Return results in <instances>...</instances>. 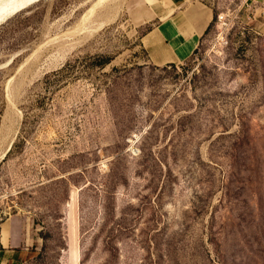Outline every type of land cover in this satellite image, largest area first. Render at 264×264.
I'll list each match as a JSON object with an SVG mask.
<instances>
[{
	"label": "rangeland",
	"instance_id": "obj_1",
	"mask_svg": "<svg viewBox=\"0 0 264 264\" xmlns=\"http://www.w3.org/2000/svg\"><path fill=\"white\" fill-rule=\"evenodd\" d=\"M162 1L1 22L0 264H264V0H177L214 17L159 66L140 38Z\"/></svg>",
	"mask_w": 264,
	"mask_h": 264
},
{
	"label": "crops",
	"instance_id": "obj_2",
	"mask_svg": "<svg viewBox=\"0 0 264 264\" xmlns=\"http://www.w3.org/2000/svg\"><path fill=\"white\" fill-rule=\"evenodd\" d=\"M178 1H173L169 9L174 8L173 14L161 18L156 12V22L144 33L141 44L145 48L150 62L162 66L173 63H180L190 57L200 44L201 38L213 19L214 11L207 6L202 8V15L206 18L193 17L192 11L181 10ZM174 6L178 8L175 9ZM201 15V17H202ZM1 243L4 253L8 248L4 242L3 229L1 231ZM17 255L8 259H2L1 264H16Z\"/></svg>",
	"mask_w": 264,
	"mask_h": 264
},
{
	"label": "bare ground",
	"instance_id": "obj_3",
	"mask_svg": "<svg viewBox=\"0 0 264 264\" xmlns=\"http://www.w3.org/2000/svg\"><path fill=\"white\" fill-rule=\"evenodd\" d=\"M34 0H0V24L11 14L21 9L22 7L28 5ZM149 3H154L156 0H147ZM163 4L167 7V15H171L174 12V8L169 9V5L172 4L169 0L162 1ZM86 18V17H85ZM5 154V153H4ZM3 154V155H4Z\"/></svg>",
	"mask_w": 264,
	"mask_h": 264
},
{
	"label": "trees",
	"instance_id": "obj_4",
	"mask_svg": "<svg viewBox=\"0 0 264 264\" xmlns=\"http://www.w3.org/2000/svg\"><path fill=\"white\" fill-rule=\"evenodd\" d=\"M214 17V16H213ZM209 28H210V25L207 27V29H206V31H205V33L209 30ZM146 33V32H145ZM204 33V34H205ZM144 34V33H143ZM203 34V35H204ZM203 37V36H202ZM141 42V41H140ZM142 45V44H141ZM198 48V47H197ZM145 49V48H144ZM197 50V49H196ZM195 50V51H196ZM146 51V50H145ZM195 51H194V53H195ZM193 53V54H194ZM192 54V55H193ZM148 56V55H147ZM95 58H98V60H97V64L96 65H98L99 67H101V68H104L105 66H107L108 64H109V57L108 56H96ZM189 58V57H188ZM174 64V63H173ZM53 74L54 75H58V74H60V70H58V71H55V72H53ZM46 78L48 79L49 78V75H47L46 76ZM26 119H27V116L25 115V119H24V124H26L27 123V121H26ZM16 145V143H14V145H13V147ZM12 147V148H13ZM12 150V149H11ZM10 150V151H11ZM0 236H1V228H0ZM4 247H3V245H2V243H1V241H0V250H2Z\"/></svg>",
	"mask_w": 264,
	"mask_h": 264
},
{
	"label": "built area",
	"instance_id": "obj_5",
	"mask_svg": "<svg viewBox=\"0 0 264 264\" xmlns=\"http://www.w3.org/2000/svg\"><path fill=\"white\" fill-rule=\"evenodd\" d=\"M252 3L256 4V3H259L261 0H250ZM219 19H223V16L220 15L219 16Z\"/></svg>",
	"mask_w": 264,
	"mask_h": 264
},
{
	"label": "water",
	"instance_id": "obj_6",
	"mask_svg": "<svg viewBox=\"0 0 264 264\" xmlns=\"http://www.w3.org/2000/svg\"><path fill=\"white\" fill-rule=\"evenodd\" d=\"M10 148H11V146H9V147H8V149H7V151H6V152H8V151L10 150ZM5 155H6V154H5Z\"/></svg>",
	"mask_w": 264,
	"mask_h": 264
}]
</instances>
